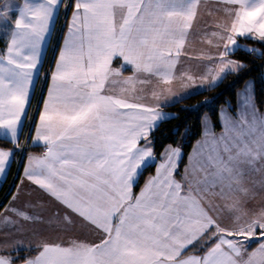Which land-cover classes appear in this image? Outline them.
I'll list each match as a JSON object with an SVG mask.
<instances>
[{
	"label": "snow or ice",
	"instance_id": "obj_1",
	"mask_svg": "<svg viewBox=\"0 0 264 264\" xmlns=\"http://www.w3.org/2000/svg\"><path fill=\"white\" fill-rule=\"evenodd\" d=\"M203 2L23 0L0 8L2 21L18 13L11 29H0L7 34L0 49V135L14 145L0 148L3 176L21 147L18 133L43 46L59 9L71 10L32 138L44 151L29 155L21 181L56 210L45 221L37 211L43 203L18 207V188L0 211V253H9L0 254V264H264V207L247 211L236 196L254 198V186L264 188V112L254 85L238 93L235 115L229 114L230 104L220 110L221 132L214 131L210 117L203 118L202 138L182 172V146L155 151L152 134L175 118L160 109L169 106L161 97L172 93L176 79L195 89L177 96L178 102L244 69L230 58L237 51L264 56L239 42L264 45V0H216L223 15L201 37L215 51L190 53ZM182 57L197 61L199 76L177 75ZM149 85L150 96L141 95ZM150 168L154 174L135 192ZM253 173L261 179L249 187ZM225 210L231 216L227 224ZM37 223L64 232L78 225L96 239H51L32 230L26 240L24 225Z\"/></svg>",
	"mask_w": 264,
	"mask_h": 264
},
{
	"label": "trees",
	"instance_id": "obj_2",
	"mask_svg": "<svg viewBox=\"0 0 264 264\" xmlns=\"http://www.w3.org/2000/svg\"><path fill=\"white\" fill-rule=\"evenodd\" d=\"M239 42L243 44L246 43L250 46V48H258L262 52H264V45L260 44L259 42L243 39H241ZM55 58L56 55L51 65V70ZM232 58L245 64L246 67L238 73L228 75L227 78L223 79V81L219 82L216 86L207 88V90L199 91L198 94L187 95L185 98L179 99L178 102H173L169 104V106H166L165 109H168L172 113L170 117L175 118H168L164 120L159 124V127L152 134L153 140L156 145L155 151L157 155H159V153L166 145L177 144L182 133L185 134L187 132V135L184 137V141L180 143L183 150V161L180 165V170H182L183 165L187 162V157L192 149L194 142L198 140L202 135L201 118L204 113H208L210 115L214 128L216 130H220L221 126L218 122L219 107L223 104L228 103V105H231V107L229 108L230 111L235 112L236 93L248 79H253L254 81V93L257 105L261 108L264 103V56L248 54L246 51H237L232 56ZM35 92L36 87L32 94L29 108L33 101ZM42 98L40 99L38 107H40L41 105ZM19 143H21V140L19 141ZM0 146L11 148L13 144L10 143L8 139L0 136ZM25 149H28V140L24 150ZM17 151L19 152V149H17L16 152ZM15 162L16 161L14 160L7 178L0 188V209L6 202L16 178L13 177ZM152 170L153 168H150L144 173L143 177L140 180V185L143 183L145 175ZM137 188L139 187H136V189ZM19 255L25 256L24 251H21Z\"/></svg>",
	"mask_w": 264,
	"mask_h": 264
},
{
	"label": "crops",
	"instance_id": "obj_3",
	"mask_svg": "<svg viewBox=\"0 0 264 264\" xmlns=\"http://www.w3.org/2000/svg\"><path fill=\"white\" fill-rule=\"evenodd\" d=\"M6 3L12 5L15 8L16 6L22 5L23 0H0V8H3ZM219 7H220V5H218L216 3V0H204V2L201 4L200 10H199V15H198L197 19L206 18L208 21L200 23L202 26L201 27L202 30L200 31V34H201L200 39L199 40H197L196 38L190 39V41L187 45L189 52L192 53L193 55L198 54L201 51V49H199V47H198V44L200 46H203L204 51H205V47H206V49L211 48L207 43L201 42V37L203 35L204 30L207 29L210 32L212 30L211 26L213 25V22L215 21V19H217L218 17L223 15L222 12L217 11V8H219ZM60 9L58 11V14L60 12ZM17 15H18V13L15 10H13L10 13L8 21L0 20V29H4L5 27L11 29L14 26V21L17 18ZM57 17H58V15H57ZM57 17H56V19H57ZM56 19L54 20V23L52 25L51 34L47 37V41H46V43L42 49V64H41L40 70H41L43 62H44V58L46 55V51H47V48H48V45L50 42V38L52 35V31H53ZM70 20H71V10L68 11L67 22H66V25L64 27L62 38H61V41H60V44H59V47H58V50L56 53V58L58 57L59 50H60L61 46L63 45L64 37L68 32V24H69ZM6 39H7V34L3 31H0V49H3L5 47ZM212 50H213L212 52L215 51L214 48H212ZM56 58H55V60H56ZM54 67H55V61H54L52 70L54 69ZM51 71H50V74H51ZM202 71H203V68L198 66L197 61L195 59H189L186 57H182L181 63L178 64V66H177V75L178 76H179L180 72H189L191 74L199 76V74ZM50 74H49V77H48V80H47V83L45 86L44 95H43V98L41 101V105H40L38 113L36 115V119H35L33 128L30 132V136L28 139V149L24 150L18 165L15 166L16 168H15V171L13 173V177H16L15 181L12 185V188L10 190V194L7 197L6 202L4 203L3 207L0 209V211H2L3 208L6 205H8V203L12 200V196L17 193L18 188H19V195H18V199L16 201V205L19 207L27 201H31L32 203H37V202L43 203V205H44L43 208H38L37 211L42 215V217L44 218L45 221H47L49 216H51L52 213L56 210V205L52 201H50L48 199V197H46L42 192L35 189V187L33 185H31L30 182L25 180L24 183L21 184V181L24 178V167L27 164L29 155H39L40 153H42L44 151L42 146H37V145L33 144L32 138L34 137V133H35V125L39 119V111L42 110L44 99L47 97L48 86L51 82L50 81ZM130 74H131L130 71H125V73H124L125 76L130 75ZM37 80H38V77L36 78V82L34 84V87L30 92V100L32 98V94L34 92V89L36 87ZM184 82H186V81H184L180 78H178L174 81V83L177 86H183ZM205 87H207V86H205ZM151 89H152V85H149V86H147L145 91L151 92ZM28 106L26 107V114H27ZM25 117H26V115L24 117H22L21 128L23 127V122H24ZM21 133H22V130L19 131V133H18L19 141L21 140V136H22ZM0 136L3 137L2 135H0ZM0 148L5 149V150H9V149H13L14 145L11 148L2 147V146H0ZM17 152L15 150L14 159L11 162L10 168L12 167L14 160L16 161ZM186 164H187V162H186ZM9 171H7L6 176L0 175V188L2 187L4 181L6 180ZM154 171H155V169L153 168V170L149 173L154 174ZM144 181H143V183H144ZM143 183L141 186H139V188H137V189L135 188L134 191L138 193L140 190V187L143 186ZM236 196L240 197V199L245 201V203L243 204V208L247 211L258 210L259 208H256L257 206H259L260 208L264 207V200L263 199H261L260 202H257L256 199H253L250 196L245 197V196H242L241 194H240V196H239V194H236ZM233 198H236V197H233ZM228 202H231V201L229 200ZM221 203H223V202H221ZM230 218H231L230 214L228 213L227 210H225V212L223 214L224 223L225 224L227 223V219H228V221H230ZM24 228L26 230V235L24 237L26 240L30 237V233L32 230L39 231L42 235L48 236L51 239H56L57 237L68 238V237H72V236H76V237H79L81 239H86V240H95L96 239V237L92 234V232L89 229L81 228L78 225L76 227H74L73 229L67 231V232H64V231L57 229L55 225L49 226L46 223L25 224ZM9 252H11V250H9ZM0 254L6 255L9 253H0ZM11 254L15 255L14 252H11ZM24 255L27 256V255H29V253L24 252ZM16 264H21V262L17 261Z\"/></svg>",
	"mask_w": 264,
	"mask_h": 264
},
{
	"label": "rangeland",
	"instance_id": "obj_4",
	"mask_svg": "<svg viewBox=\"0 0 264 264\" xmlns=\"http://www.w3.org/2000/svg\"><path fill=\"white\" fill-rule=\"evenodd\" d=\"M207 21H208V20H207L206 18L197 19V22L195 23V30H196V32L199 34V35L196 37L197 40H199V39H200V36H201L200 31L202 30V28H201L202 26H201L200 23H202V22H207ZM240 44L245 45V46H247V47L250 48V46H249L248 44H246V43H245V44L240 43ZM198 47H199V49L204 50L203 46H200L199 44H198ZM205 51H210V52H212L213 50H212V48H210V49H206V47H205ZM230 58H231V59H234V58H232V57H230ZM234 60H236V59H234ZM236 61H238V60H236ZM238 62H240V61H238ZM184 83H186V82H184ZM184 83H183V86H177L175 83H173V85H172V89H173L172 93H164L163 96L161 97V103L163 104V103L165 102V98H167V101L169 102V104H171V103H173V102L176 101V97H177V96H183L184 93L187 92V91H193V92H195V89H185V88H184ZM248 83H252V84L254 85V81H253V79H248V80H246V82L243 84V86H242L240 89H238V91H237V93H236V108H235V110L237 109V105H238V101H239L238 93L242 92V91L244 90L246 84H248ZM197 84H199V81H197ZM141 95L150 96V91H148V92L144 91L143 93H141ZM254 95H255V93H254ZM146 102L153 103V104L155 103V101H153V100H151V99H149V100L146 101ZM257 107L260 109L261 112H264V103H263V105H262L261 108H260L258 105H257ZM28 108H29V106H28ZM28 108H27V111H28ZM223 108H228V103H227V104H223V105H221V106L219 107L218 113H219L220 110L223 109ZM160 110H161L162 112H164V113L169 114V116L172 115L171 111H169L168 109H165V106H162ZM228 111H229V114H231V115H235V112L230 111L229 108H228ZM27 114H28V112H27ZM27 114H26V117H25L24 122H23V127H22V133H21V135L23 134V129H24V126H25V124H26ZM205 116L210 117V115H209L208 113H204V114L202 115V118H201V123H202V120H203V118H204ZM210 118H211V117H210ZM211 122H212V120H211ZM212 124H213V122H212ZM220 126H221V125H220ZM221 130H222V128H220V130H216V129L214 128V131H215L216 133L221 132ZM202 135H203V128H202ZM202 135H201L200 139H198V140H201ZM184 137H185V134L182 133V135L180 136L179 141H178L177 144H168V145H166L165 147H167V146H169V145H171V146H173V147L181 146L180 143H182V142L184 141ZM198 140H196V141L194 142V144H193V146H192V149H191V151H190L189 154L192 153L193 147L196 146ZM21 144H23V143L21 142ZM165 147H164V148H165ZM164 148L162 149V151L164 150ZM162 151H161V152H162ZM161 152H160V153H161ZM182 153H183V150H182ZM188 156H189V155H188ZM16 161H17V159H16ZM185 164H186V163H185ZM185 164L183 165L182 170H180L181 172L183 171V168H184ZM187 164H188V157H187ZM187 164H186V165H187ZM16 165H17V164H15L14 167H15ZM151 175H153V174L147 173L146 176H145L146 178H144V180H147L148 177L151 176ZM260 179H261L260 174L253 173V174H251V176L246 180V184H247V186H249V187H253V185L251 184V181H253V180H255V181H259ZM141 185H142V184H141ZM141 185H140V186H141ZM254 192H255V195H254V198H253V199H256L257 202H260L261 199L264 200V188H262L258 183L254 186ZM237 194H239V193H237ZM239 196H240V194H239ZM253 208H254V207H253ZM256 208H260V207L257 206ZM223 220H224V219H223ZM230 220H231V218H230ZM227 223H230V221H228V219H227ZM227 223H226V224H227ZM254 246H255V245H253V247H254Z\"/></svg>",
	"mask_w": 264,
	"mask_h": 264
},
{
	"label": "built area",
	"instance_id": "obj_5",
	"mask_svg": "<svg viewBox=\"0 0 264 264\" xmlns=\"http://www.w3.org/2000/svg\"><path fill=\"white\" fill-rule=\"evenodd\" d=\"M68 11L69 10H65L64 8H61V10L58 14V17L56 19L53 31H52V35H51L50 42H49V45H48V48L46 51L44 62H43L42 68L40 70V75H39L38 80H37L36 92H35V95L33 97V101L30 105V108L28 110L26 124L24 126L23 134L21 136V142L23 144L20 143L21 147H20L19 152H18L17 157H16L17 161L15 162V164H17V165H18V163L21 159V156L24 152V148L26 146L27 140L29 139L30 132L33 128V125H34V122L36 119L37 111L39 108L38 107L39 102L43 96L45 86H46V83H47V80H48V77L50 74L51 65L53 63L54 57H55L57 50H58V47H59L60 40L62 38L64 26H65L67 16H68ZM15 168H14V171H15Z\"/></svg>",
	"mask_w": 264,
	"mask_h": 264
}]
</instances>
